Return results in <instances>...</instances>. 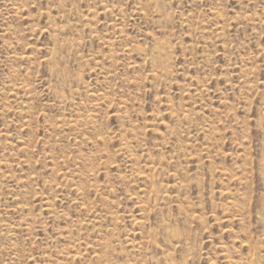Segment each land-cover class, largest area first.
<instances>
[{
    "label": "rangeland",
    "instance_id": "374dc122",
    "mask_svg": "<svg viewBox=\"0 0 264 264\" xmlns=\"http://www.w3.org/2000/svg\"><path fill=\"white\" fill-rule=\"evenodd\" d=\"M262 262L264 0H0V264Z\"/></svg>",
    "mask_w": 264,
    "mask_h": 264
},
{
    "label": "bare ground",
    "instance_id": "6f19581e",
    "mask_svg": "<svg viewBox=\"0 0 264 264\" xmlns=\"http://www.w3.org/2000/svg\"><path fill=\"white\" fill-rule=\"evenodd\" d=\"M156 1H157V0H156ZM154 2H155V1H154ZM156 58H157V57H156ZM153 59H154V58H153ZM153 59H152V60H153ZM156 60H157V59H156ZM151 62H152V61H151ZM154 62H155V61H154ZM161 70H162V69H161ZM153 75H154V74H153ZM138 224H139V223H138ZM257 257H259V256L257 255ZM258 259H259V258H258ZM261 259H262V258H261ZM252 260H253V259H252ZM262 260H263V259H262ZM262 260H261V261H262ZM258 261L260 262V259H259ZM252 262H253V261H252ZM254 262H255V260H254ZM259 262H258V263H259ZM230 264H231V263H230ZM262 264H263V262H262Z\"/></svg>",
    "mask_w": 264,
    "mask_h": 264
}]
</instances>
